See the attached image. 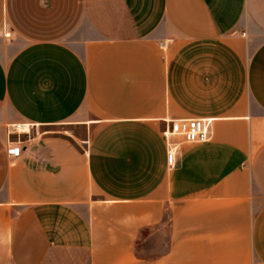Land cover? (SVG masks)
I'll use <instances>...</instances> for the list:
<instances>
[{
    "label": "crops",
    "instance_id": "0c3cea01",
    "mask_svg": "<svg viewBox=\"0 0 264 264\" xmlns=\"http://www.w3.org/2000/svg\"><path fill=\"white\" fill-rule=\"evenodd\" d=\"M257 263L264 0H0V264Z\"/></svg>",
    "mask_w": 264,
    "mask_h": 264
},
{
    "label": "built area",
    "instance_id": "2783aa9c",
    "mask_svg": "<svg viewBox=\"0 0 264 264\" xmlns=\"http://www.w3.org/2000/svg\"><path fill=\"white\" fill-rule=\"evenodd\" d=\"M5 36L11 38V33L6 32ZM163 45V44H161ZM8 134L21 135L30 133V124H10ZM163 135L167 140L168 154L167 159L171 167L176 165L178 144L170 140L172 135L179 136L183 142H206L211 138V121L201 118L175 119L163 130ZM21 141L10 140L8 144V154L15 156L20 150ZM258 264V263H257Z\"/></svg>",
    "mask_w": 264,
    "mask_h": 264
},
{
    "label": "rangeland",
    "instance_id": "374dc122",
    "mask_svg": "<svg viewBox=\"0 0 264 264\" xmlns=\"http://www.w3.org/2000/svg\"><path fill=\"white\" fill-rule=\"evenodd\" d=\"M7 43L12 42V38H6Z\"/></svg>",
    "mask_w": 264,
    "mask_h": 264
},
{
    "label": "water",
    "instance_id": "95a60500",
    "mask_svg": "<svg viewBox=\"0 0 264 264\" xmlns=\"http://www.w3.org/2000/svg\"><path fill=\"white\" fill-rule=\"evenodd\" d=\"M24 150V149H23ZM22 149H21V151H23Z\"/></svg>",
    "mask_w": 264,
    "mask_h": 264
}]
</instances>
